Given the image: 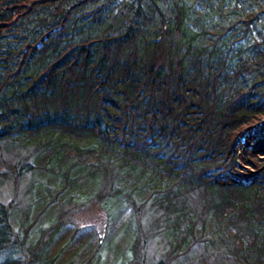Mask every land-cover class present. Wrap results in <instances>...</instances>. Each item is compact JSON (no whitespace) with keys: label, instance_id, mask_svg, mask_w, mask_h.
<instances>
[{"label":"trees","instance_id":"trees-1","mask_svg":"<svg viewBox=\"0 0 264 264\" xmlns=\"http://www.w3.org/2000/svg\"><path fill=\"white\" fill-rule=\"evenodd\" d=\"M263 115L264 0H0V142L28 148L8 168L36 169L35 151L60 184L43 205L99 199L123 241L109 264H146L150 241L149 264H198L216 240L264 264V162L235 173ZM17 205L0 198V264H106L79 226L51 250L60 205L45 223Z\"/></svg>","mask_w":264,"mask_h":264},{"label":"rangeland","instance_id":"rangeland-1","mask_svg":"<svg viewBox=\"0 0 264 264\" xmlns=\"http://www.w3.org/2000/svg\"><path fill=\"white\" fill-rule=\"evenodd\" d=\"M239 136L240 138L238 143L240 144V149L236 152L238 153L240 159H238L237 166L235 167L237 168L235 173L239 177L246 178L251 175L255 169H257V165L264 162V154L257 152L258 150L264 148V115L260 116L255 122H253V124L243 128V130L239 133ZM244 146L246 147L243 151ZM27 151L28 148L19 146V143L17 142H0V198L5 201L12 199L15 202L17 200V206L19 207H23L24 204L26 206L29 204L30 211L28 214L30 218L41 211V213H38L37 217V220L41 223H45L50 217L53 218V215L57 210L55 208L60 205V207L64 209L62 217L67 219V223L65 224V230L62 231L61 238H59L60 240L52 246L51 250L57 251L60 243L63 242V239L73 230L72 228L74 226H79V231H82L84 241L89 238L91 241L101 238V241L106 242V264L111 263V261L113 262V250H116L123 243L122 237H119L118 234L115 235V231L117 229L116 225L119 222L115 225V228L109 226L111 228L110 232L107 234L104 232L102 234L101 232L105 228L104 225L107 219L106 210L104 209L105 207L101 206L99 199H88L87 196L81 197V193H78V195L75 193L76 195L74 196V199L67 201V194L71 191L74 192L75 188L69 191L66 187L64 190L58 191L57 194L55 193L54 199L51 200L48 205H43V202L48 199V197L52 196L54 191L59 189L60 185L55 180L56 177L49 171H45L44 167H42L45 156L37 155V152L35 153V151L28 154L26 160H33L38 164V167L22 173L17 180L13 179L12 172H10L12 169L9 170L8 168V165L13 163L19 155H23ZM244 158L252 160L253 165L245 163V161H243ZM74 171L75 170H71L70 173L72 174ZM126 212H123V209H121L120 217L122 218ZM110 233L114 234L112 238H109ZM215 235L216 232L214 231L209 234L212 238H214ZM112 241L114 243H112L113 247L110 244ZM205 244L206 248H203L202 245H198L195 246L192 251V254L194 255L193 257L195 258L197 256L198 264H233L230 257L231 254L224 252V243H219L216 240V243L214 244L207 242ZM157 248L156 244L150 241L148 248H146V257H148L146 259V261H148L146 264H149V260L153 259V256L156 255L158 252L156 251ZM68 252L69 251L67 250H62L56 260L58 264L67 262L65 260L67 259ZM82 261L83 260L79 259L73 264H86ZM115 264L118 263L116 262ZM247 264L262 263L252 259L251 261H248Z\"/></svg>","mask_w":264,"mask_h":264}]
</instances>
